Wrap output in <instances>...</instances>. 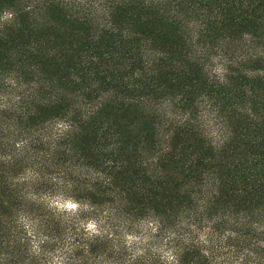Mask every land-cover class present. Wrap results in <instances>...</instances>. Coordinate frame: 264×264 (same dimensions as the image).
<instances>
[{"label":"trees","instance_id":"obj_1","mask_svg":"<svg viewBox=\"0 0 264 264\" xmlns=\"http://www.w3.org/2000/svg\"><path fill=\"white\" fill-rule=\"evenodd\" d=\"M0 264H264V0H0Z\"/></svg>","mask_w":264,"mask_h":264},{"label":"rangeland","instance_id":"obj_2","mask_svg":"<svg viewBox=\"0 0 264 264\" xmlns=\"http://www.w3.org/2000/svg\"><path fill=\"white\" fill-rule=\"evenodd\" d=\"M216 66V65H215ZM217 67V66H216ZM216 129V128H215Z\"/></svg>","mask_w":264,"mask_h":264}]
</instances>
